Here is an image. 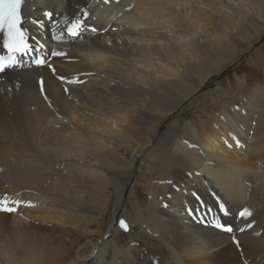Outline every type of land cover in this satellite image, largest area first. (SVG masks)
<instances>
[{
    "label": "bare ground",
    "instance_id": "6f19581e",
    "mask_svg": "<svg viewBox=\"0 0 264 264\" xmlns=\"http://www.w3.org/2000/svg\"><path fill=\"white\" fill-rule=\"evenodd\" d=\"M84 4L29 0V43L49 50L45 28L33 23L43 11L71 17ZM109 23L115 31L104 30ZM263 41L264 0H120L93 8L81 36L57 46L68 55L50 60L55 76L30 65L1 74L0 198L20 204L0 213V264H61L72 251L68 264H169L170 250L181 264H242L264 254V235L253 234L264 231V55L250 54ZM247 57L251 78H238L235 65ZM233 71L236 89L221 103L208 89ZM200 100L212 113L192 120ZM123 148L134 152L128 169ZM121 177L102 227L107 181ZM216 195L231 210L227 224L242 206L254 213V228L233 234L239 247L189 215L215 208ZM118 218L128 232L114 227Z\"/></svg>",
    "mask_w": 264,
    "mask_h": 264
},
{
    "label": "snow or ice",
    "instance_id": "6c2138e0",
    "mask_svg": "<svg viewBox=\"0 0 264 264\" xmlns=\"http://www.w3.org/2000/svg\"><path fill=\"white\" fill-rule=\"evenodd\" d=\"M27 0H0V38H2V47L6 50V54L0 55V74L6 73V71L17 69H22L27 67L24 64L23 57L31 55L33 52L44 53L36 56L31 63L36 66H47L51 69L53 75H56V68L53 67L50 62V57H66L68 54L64 51L57 50L55 48L45 52L46 44L36 41V46L29 43V33L23 27V15L22 9L26 6ZM113 7H120V0H92L91 4H86L84 6H78V11L73 16H68L64 14L61 15V19L64 23V28L61 29V34L59 36L53 34L51 39L54 41L62 42L65 39V35L70 40H75L79 38L84 30H86V21L92 14L93 8H101L104 10H110ZM132 7L130 6L124 9L125 12H131ZM110 14V12H109ZM122 14V13H121ZM56 15L53 11H43L41 19L33 21L34 24H38L40 28H45L47 31H52L51 27L55 26L59 28L60 22L56 20ZM117 20V16H112V21ZM92 32H96L97 28L91 27ZM105 31H115L116 29L112 27L109 23ZM34 39V38H32ZM61 82L67 84L82 83L80 80L67 79L64 76L56 77ZM40 91L44 92V81H40ZM65 93L69 92L68 88H64ZM45 99L48 97L45 95ZM51 106V105H50ZM236 146H240V142L236 140ZM250 185H249V198H250ZM199 199V197H197ZM20 204L18 200H10L7 197L0 198V213L11 214L17 211V205ZM215 208L208 207L207 205H202L201 208L197 209L195 212L189 210V215H196L200 223L205 226H210L222 233L233 234L239 232L244 234L245 232L254 228L256 221L252 219L254 213L248 207H242L237 212V218L242 222V226L236 227L233 224H227L224 222L223 218L231 215V210L228 207L225 197L219 195L215 196ZM211 216L212 219L208 220L206 217ZM114 227H118L121 232L126 233L129 231V224L123 218H118ZM254 235L260 236L264 235V231L253 233ZM231 239L234 244L238 247L240 246V241L235 235H231ZM159 264V261H157ZM169 264H181L180 257L176 252L169 251ZM242 264H264V254H261L258 259L249 261L244 259Z\"/></svg>",
    "mask_w": 264,
    "mask_h": 264
},
{
    "label": "rangeland",
    "instance_id": "374dc122",
    "mask_svg": "<svg viewBox=\"0 0 264 264\" xmlns=\"http://www.w3.org/2000/svg\"><path fill=\"white\" fill-rule=\"evenodd\" d=\"M263 50H264V41L261 42L256 48H253V50H252V52H250V54L252 53L255 56L254 57L255 59L258 58V57L260 58V57H262V55H264V51ZM247 61H249V57H247V59L243 63H240V62L236 63L235 66H237V64H238V69L237 68L235 69V70H237V72H235V73H236L237 76H239L238 78H241V77H244L245 79H250L251 78V74L249 72H247V66H248L247 64H249ZM255 67H256L257 72L260 75V73H261L260 72V64H258L256 61H255ZM234 71L233 72H228V73L224 74L223 76L221 75L217 79V82L208 89L210 91V93L213 92L210 96H213V97L218 96L219 99H220V102L222 103L224 101L223 94L225 92H226L225 94H228V95H233L234 94V91L236 89L235 86H234V82H233V80H234ZM235 93L237 94V92H235ZM226 101H230V98H228ZM207 102H208V100H206V101H201L200 100V101H197L194 104V106L198 107V106L202 105V107H200L201 110L197 111V108H195L193 110V112H191V116L190 117L192 118V120H206V118H207L206 114H211L212 113V111L210 109V106H209V103H207ZM173 119H168V120H173ZM181 119H184V116H181ZM169 124L165 123V121L162 122L159 125V127H158L159 128L158 134H161V133L165 132V130L167 129ZM146 134H147V132H145L143 136H146ZM122 138L123 139H129V137L127 135H125ZM129 141H131V140L129 139ZM133 144L134 143L132 142V145ZM133 153L134 152H130L126 148L125 149L123 148L122 150H120L118 152L119 156L121 158H123L124 166L127 169L131 166L130 165V160H131V157L134 155ZM141 157H142V155H141ZM141 157H138V159H140L141 161L139 163H137L136 166L141 167L142 168L141 172L146 175V168L149 165H148V163H144L143 162L144 158H141ZM132 169H134L133 166H132ZM132 171H133L134 175H138L139 170L136 171V172L134 170H132ZM122 182H123V178L122 177L120 179L112 178V180L110 182L107 181V189H108V191L106 193V196H107V198L109 200L108 201L109 205H108L107 212H104L103 216L101 218L102 227L106 226V224L109 222L110 214L112 213V211L115 208V206L118 205V202H117L118 199L117 198H118V195H120V193H121L119 191V186L122 184ZM97 220H98V218H97ZM87 221L89 222V225H90V226L87 227L88 229H96V224H94V222L96 223L95 219H90V216H89V218H87ZM135 235H138V233H135ZM77 240H81L79 234H77L76 237H75V241H77ZM91 240H92V238L88 239V241H91ZM147 243H148V241H145L143 243V245L145 246ZM75 254H77L76 251L70 252V256L66 257L61 262V264H68Z\"/></svg>",
    "mask_w": 264,
    "mask_h": 264
}]
</instances>
